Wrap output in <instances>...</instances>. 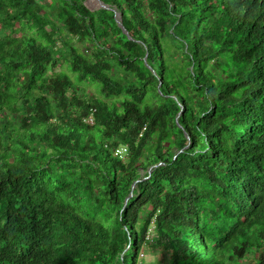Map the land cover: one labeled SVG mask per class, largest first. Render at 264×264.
Returning a JSON list of instances; mask_svg holds the SVG:
<instances>
[{"label": "trees", "instance_id": "1", "mask_svg": "<svg viewBox=\"0 0 264 264\" xmlns=\"http://www.w3.org/2000/svg\"><path fill=\"white\" fill-rule=\"evenodd\" d=\"M100 1L0 0V264H264V0Z\"/></svg>", "mask_w": 264, "mask_h": 264}, {"label": "rangeland", "instance_id": "2", "mask_svg": "<svg viewBox=\"0 0 264 264\" xmlns=\"http://www.w3.org/2000/svg\"><path fill=\"white\" fill-rule=\"evenodd\" d=\"M85 90H86V93L92 94V90H90L88 88ZM84 121L91 124L93 122V117L90 118L89 116H87L84 119ZM141 251L138 254L139 263L144 262V263L158 264L157 259L158 258L160 259L162 257L161 254L158 255V254H153V253L148 252V251H143V250H141Z\"/></svg>", "mask_w": 264, "mask_h": 264}, {"label": "water", "instance_id": "3", "mask_svg": "<svg viewBox=\"0 0 264 264\" xmlns=\"http://www.w3.org/2000/svg\"><path fill=\"white\" fill-rule=\"evenodd\" d=\"M96 1L98 2V5H99V6L106 7V6H105L100 0H96ZM113 10H114V12H115L114 16H115V18H116L117 23H118L120 26H122V24H121V16H120L119 12H117L115 9H113ZM124 31L127 33V31H126L125 29H124ZM181 112H182V109H180L178 115H179ZM178 115H177V116H178Z\"/></svg>", "mask_w": 264, "mask_h": 264}, {"label": "built area", "instance_id": "4", "mask_svg": "<svg viewBox=\"0 0 264 264\" xmlns=\"http://www.w3.org/2000/svg\"><path fill=\"white\" fill-rule=\"evenodd\" d=\"M89 117L92 118V115H89ZM124 153H126V147L125 146H121L120 148H117L115 150V154L123 155Z\"/></svg>", "mask_w": 264, "mask_h": 264}]
</instances>
